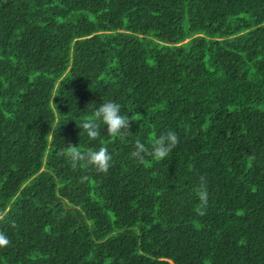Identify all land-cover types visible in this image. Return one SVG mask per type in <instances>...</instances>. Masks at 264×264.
<instances>
[{
    "label": "trees",
    "instance_id": "obj_1",
    "mask_svg": "<svg viewBox=\"0 0 264 264\" xmlns=\"http://www.w3.org/2000/svg\"><path fill=\"white\" fill-rule=\"evenodd\" d=\"M103 100L131 134L78 126ZM0 216V264H264V0H0Z\"/></svg>",
    "mask_w": 264,
    "mask_h": 264
},
{
    "label": "clouds",
    "instance_id": "obj_2",
    "mask_svg": "<svg viewBox=\"0 0 264 264\" xmlns=\"http://www.w3.org/2000/svg\"><path fill=\"white\" fill-rule=\"evenodd\" d=\"M90 110L91 117L81 121L78 126L85 132L90 140H97L101 135V122L106 126L107 134L111 137L122 138L125 135L131 134L130 126L133 121L137 120V114L122 115L121 104L113 100H103V103L96 107L95 102L87 106ZM86 110V111H87ZM179 136L174 131H167L154 139L151 149L141 141L137 140L135 144V151L131 153L133 158H136L139 163L146 164V156H150L157 161H162L177 147L179 144ZM61 154L64 155L71 162L73 169H76L82 163L87 166L95 167L97 172L107 173L112 166L113 155L108 148L101 146L98 150L88 149L81 151L78 146L71 143L67 144L66 148L61 149ZM89 177L83 175L80 177V182L88 181ZM199 198V205L196 208L198 215H205L209 203L208 182L204 175L200 177L199 186L196 188ZM3 217L0 216V220ZM11 243L7 234L0 230V248L9 246Z\"/></svg>",
    "mask_w": 264,
    "mask_h": 264
},
{
    "label": "rangeland",
    "instance_id": "obj_3",
    "mask_svg": "<svg viewBox=\"0 0 264 264\" xmlns=\"http://www.w3.org/2000/svg\"><path fill=\"white\" fill-rule=\"evenodd\" d=\"M100 35L102 36L103 35V33H100ZM57 88H59V85L57 86ZM55 114L58 116V113L57 112H55ZM58 119H59V116H58ZM54 130H52L51 131V134H50V136L53 138V136H54ZM51 138V139H52ZM42 164H43V168H42V172H46L47 171V169H46V165H47V160H46V158H44L43 160H42ZM61 187L62 186H58V189H61ZM241 216V214H238L237 216H236V218H234L232 221H233V223L236 221V219L237 218H239ZM191 223H193V221L191 222ZM90 225H91V223H90Z\"/></svg>",
    "mask_w": 264,
    "mask_h": 264
}]
</instances>
